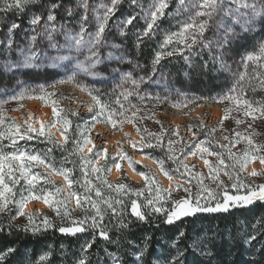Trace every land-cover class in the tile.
Masks as SVG:
<instances>
[{
  "label": "snow or ice",
  "instance_id": "snow-or-ice-1",
  "mask_svg": "<svg viewBox=\"0 0 264 264\" xmlns=\"http://www.w3.org/2000/svg\"><path fill=\"white\" fill-rule=\"evenodd\" d=\"M34 3V0H0V11L12 12L17 14V17L23 15L28 9L29 5ZM123 0H107L106 3H101L92 8V16L97 21L96 29L94 32L87 31V25L89 23L88 0H78V6L82 8L83 14L80 16L76 24L79 28L78 31L68 27V23L72 18V9L65 8L61 0L51 3L46 6L44 13H38L31 15L28 21L29 29L27 34L22 37L24 40L23 44L16 42L15 35L20 24L12 21L4 23L0 21V31L4 32V38L0 39V46L11 55L14 51L17 58L15 60H8L4 64L0 65V69L3 72L11 75H30V74H44L49 75L54 72L55 75L59 76L63 74L65 77L59 80L58 83H66L75 81L81 90H87L90 95L97 92L95 88H89L87 85L80 82L77 78L81 74H84L93 78H103V74L97 71V66L103 64L105 61H116L117 63L125 61L126 57L123 54L121 45L115 43H108L104 37L106 28L109 27V21L113 20L112 27L116 29L119 35H126L128 26H135L134 21L141 17L145 21V27L142 31L136 32L137 46L143 42L145 37L151 36L157 21L165 15V10L168 8V0H152V3L145 8L142 0H129L130 9H139V12L129 11L127 15L122 10ZM64 8L67 13V19L64 23L57 22L56 12L58 9ZM184 11L190 13L187 19L180 21L178 24V30L165 34V39L162 44V48L166 45L173 44L175 41L173 51L167 53L157 52L152 61L153 75L156 72V65L159 63L163 55L172 56L175 51L183 56L185 61L190 59L195 47L209 48L212 50V46L215 45V49L223 51L228 48L234 41L239 42L245 39L252 33H264V0H177L176 15L179 16L180 12ZM119 14V15H118ZM123 17V19H121ZM209 21L214 22L216 28V38L214 40L204 39V33L209 27ZM60 35L63 37L61 43L56 39V36ZM40 41V43H38ZM46 41V47H42L41 44ZM15 45V47H14ZM107 46L112 49L106 56L100 54V48ZM185 49L189 50L188 55H184ZM86 51L88 53L84 60H80V54ZM120 52L119 55L116 53ZM215 59V58H214ZM222 61V57H220ZM248 62L256 64H264V41L258 45V48L254 52L247 53L242 57V63L247 67ZM223 66V65H222ZM62 70V73H61ZM120 76L122 82H131L134 87H139L141 83H144V79L141 77L139 80L132 76L131 72L119 73V70H115ZM256 78V82L259 86L264 89V77H260L257 73H253ZM243 79V76L241 77ZM153 83L159 84V81H152ZM26 82L24 80H17V86L22 87ZM120 85H118L119 87ZM167 90V85H164ZM43 92L44 89L41 87L38 89ZM237 88L233 87L224 96L220 97L221 100H229L237 109L243 110L244 117L251 116L253 120L259 117H264V103L254 106V102H250L247 99H242L243 90L241 89V97L236 95ZM131 93H127L130 95ZM16 95H13L11 99H17ZM19 98H23L21 95ZM126 98V97H125ZM167 100V96L164 97ZM95 106H98V111L93 117H91V126L94 127L95 123L99 119L103 118L106 121L112 122L113 127L116 126L117 122L123 123L124 112L120 111L113 113L108 110V106L100 99L98 95H93ZM7 101L0 102V111H2V104ZM121 108L123 106L121 105ZM91 111V108L89 109ZM231 109H225L224 119H228V113ZM55 116L59 117L60 113L53 109ZM115 116V119H114ZM132 116L135 117V111L132 112ZM58 122V121H57ZM0 123H3L2 117H0ZM236 123L239 125L244 123L243 120L237 119ZM55 122L50 123L47 127H54ZM71 127V120L65 119L63 121L62 129L63 133H66ZM80 126L77 125V128ZM248 129L252 127L249 123ZM138 131L147 134L149 141L155 140V145L152 142L143 143L139 142V147L152 148L154 146L162 147L161 141L163 139V133L157 134L149 132L146 128L137 129ZM28 131L38 132L40 136L46 137L47 141L50 142L57 148H63L64 145L69 143V136L64 135L63 143L58 141L51 133L45 132V125L42 123L41 127L37 130L28 125ZM210 131H215L212 129ZM19 132V128H17ZM12 135H15L13 133ZM173 135H179L178 132H174ZM3 136V133H0ZM82 139L73 138V144L76 152H79L81 159L84 163L93 165L92 171L101 172V168H96L94 165L98 162L99 158L109 159L107 149H100L94 151L95 145L87 147L92 141L86 138L85 133H80ZM29 140L33 139L31 135L21 134L19 139ZM10 139L12 136L9 137ZM224 139L228 140L229 137L225 136ZM241 141L244 142L245 147L239 151H232V148L239 144ZM13 143L15 140L13 139ZM168 157L167 159L175 162L179 167H182L184 172L189 177L195 176L197 183L200 185L199 190L196 192L194 197L181 198L172 201V207L165 208L163 204L159 207L156 204L160 203L159 197L155 199L146 198L144 204L137 203L135 199L129 198L130 211L128 205H126L123 199L111 200L104 199L101 195L99 187L93 186L86 188L85 192L81 196L79 193H72L65 195L63 199L57 197L66 190L63 187H54V190H46L43 187L38 191L42 193L37 195L35 189L36 183L40 179H44L47 184L55 185V182L51 179V174L45 172L43 176L40 173H32L31 168L37 165L42 166L44 169L53 168V171L64 175L66 178L72 175L73 169L69 167L54 168L52 164L48 163L46 158H42V153L27 154L24 151H12L7 154L0 152V212L4 211L9 204L18 206V214L27 216V224L13 226L9 223L6 227L11 234V230L15 227L17 230L37 235L42 231H46L51 228H56L62 234L76 235L78 233H85L89 229L93 230L92 237L87 240L81 248L82 256L76 261V264H87V252L92 248L97 238H102L105 241L116 244L119 246L121 237L117 235L115 238L110 236L111 229L108 225L103 224L105 213H110L112 218L116 219L115 227L119 230H127L132 223L131 220L125 222V212L128 213L136 222H149V217H156L158 214L163 213L161 223L164 225H173L177 221H181L182 218L195 217L200 213H219L228 212L230 208L234 207H245L251 206L256 202L264 203V183H256L251 180V177L262 176L264 177V171L258 172L253 169L251 173H247L243 178L241 173H245L248 164L251 161H255L259 158L260 162L264 164V144L256 143L253 138L249 135L242 134L239 131L234 132V138L230 140L229 145L219 144L218 148L224 149L223 154L221 151H213L210 146H205L209 142L207 140H200L197 143L187 145L188 151L183 152V157L188 155L195 156L199 154L204 158L203 162L208 167V172L211 176L212 181L216 184V192L214 194L213 189L209 188L203 183V176L199 172H194L195 165L189 166L183 163L182 158H178L173 150V141L168 140ZM133 148L137 147V143L132 144ZM87 148L88 153L92 154V159L85 158L83 156L84 150ZM51 149H49V152ZM75 154V153H72ZM208 156H215L216 161L211 162L207 159ZM230 158V162L226 165L225 159ZM19 161V164H15ZM7 162V163H6ZM69 161L65 158L64 163ZM159 164L161 170L168 178L172 179V174L165 168V160L160 159ZM15 165V166H14ZM117 169L120 168L119 163H115ZM179 167L177 171H179ZM7 169V172L4 169ZM104 170H108L107 166ZM228 177L229 183H225L224 180L220 179V173ZM15 172L19 173L20 178H24L26 181V189L19 191L18 193L13 192L12 185L18 184L19 179L14 175ZM140 175L144 177L146 184L151 185L155 188L156 192L159 193L161 189L155 181L154 174L149 175L141 172ZM5 176L8 177L9 182H5ZM108 189L115 188L116 191H122L127 189L124 184L113 185L108 183L103 177H97ZM247 181V182H245ZM191 182V181H190ZM86 184H90V181H85ZM73 184L72 179H68V185ZM183 188V191L190 193V188L184 187L181 184H177L175 189H163L171 196V191ZM230 189H234L236 194H230ZM151 190V189H150ZM243 190V191H242ZM95 192L96 197L100 198L99 201H93L91 198V192ZM127 192H136L137 195H141L143 190L127 189ZM26 193V194H25ZM202 193L206 195H202ZM222 193V195H221ZM75 195L76 205L86 212V214L78 219H72L71 211L68 202ZM19 197L14 199V197ZM219 196V199L217 198ZM32 199H42L46 204L55 207L57 216L61 217V224L55 225L52 220L47 216H44L39 223L36 222L34 214L27 213L24 209L27 207V201ZM100 201L105 205L104 208L99 206ZM203 201V202H202ZM212 202H215L214 205ZM85 205H91V214H88V209ZM15 217H10V220ZM64 221L70 222L72 226L65 227ZM259 223V221H258ZM152 226L157 229L160 228V223H156L152 220ZM0 230H3V226H0ZM185 238V231L178 229L177 234L173 237H169L173 254L169 255L163 260L153 261L152 264H215L214 258L216 253L211 251L210 245L214 237H196L192 243L185 247H178L182 239ZM256 239L255 235H250L247 238V243L251 244ZM152 241L150 234H145L141 238V243L137 244L135 241L128 240L127 243L130 248L134 249L133 256L135 264H143L145 255L148 252L149 245ZM264 249V245H262ZM14 247H8L3 251H0V264H4L6 259L15 253ZM106 255L111 259V264H124L123 257L116 252H108L105 250ZM51 251L43 253L37 262V264H43L51 256ZM189 255L191 259L189 260ZM207 257V260L202 258ZM219 264H224L220 261ZM249 264H254L253 261H249Z\"/></svg>",
  "mask_w": 264,
  "mask_h": 264
},
{
  "label": "rangeland",
  "instance_id": "rangeland-1",
  "mask_svg": "<svg viewBox=\"0 0 264 264\" xmlns=\"http://www.w3.org/2000/svg\"><path fill=\"white\" fill-rule=\"evenodd\" d=\"M106 2V0L88 1V32H94L96 29L97 21L92 16V8ZM142 3L144 7L147 8L152 3V0H146ZM168 3L170 4L171 1L168 0ZM69 8L72 9L73 15L71 18L72 20L68 23V27L78 31L79 28L76 24V21L79 20L80 16L83 14V10L78 6V4ZM122 10L125 12V15H127L129 11H140L139 9H130L129 3H126L125 1H123ZM169 12L170 14L176 15V9ZM61 14L67 17L66 12L65 14ZM167 14L169 13H165V15ZM189 14L190 13L181 11L180 15L177 17L185 20ZM121 19H123V17H121ZM162 20L163 19L161 17L157 21V26L155 27L154 33L151 36L145 37L144 39L154 40L155 38L158 39L160 37L165 38L164 36L168 30L162 27ZM57 22L64 23L58 20ZM174 22L175 23H173V27L170 29L171 32L178 30V22ZM113 23V20L109 21V27L106 28L104 37L110 44L115 43L121 45L126 59L120 63H117L116 61H105L103 64L98 65L96 70L103 74V78H93L84 74L78 76L77 79L80 82L87 85L89 88H95L98 90L92 95H90L87 90H81L75 81L58 83L59 80L65 78L63 74L57 76L54 74V72H52L49 75H37L34 73L27 76L11 75L3 72L1 69L6 78V85L0 86V102L7 101L6 103L2 104V108L6 115L13 120V133H15L14 139L21 141L22 139H19V135L25 133L31 136H39L38 132L28 131L30 120L27 118V115L31 112L30 109H32V105L28 101L37 97L39 98L40 102L38 103V106H34V109H40L43 106L49 108L51 113V117L49 118L48 122L44 124L45 132L48 133L47 129L49 127H47V125L55 122V124H58L55 129L59 133H62L63 124L56 121L67 119L71 120V127L66 133H63L64 135H67V133L72 129V123L74 122L76 135L85 133L86 138L90 139L94 143V151L104 148L107 149V154L110 160L108 172L111 179H118L112 178L111 165L113 163H119L121 166V176L124 175L129 181L138 183L137 180H132L127 175L126 165L129 163L133 171H135L136 167L140 166V168L147 173H150L151 175L154 174V178H156L157 182H160L162 186L169 190L175 189L177 184H181L184 187L190 188V193L184 192L181 188L174 191L176 193H180V195L184 198L194 197L197 189H194L188 180L177 177L180 180H176L174 185L168 187L167 183L160 179V167L158 163H156V168L149 167L137 160L136 155H146L145 151L147 149H141L139 147V142H152L155 145V140L149 141L138 133L137 129L146 128L152 133H163V139L161 141L162 147H159L160 150L166 148L168 151L169 145L167 142L168 140H172L174 142L172 147L175 155L178 158H182L184 164L189 166H193L195 164L197 169L194 170V172L201 173L203 176V181L212 187L215 186L216 190V184L211 179V176L208 172V167L203 163L204 158L199 157V154L195 156L188 155L187 157H193L191 160H188L187 157H183V152L188 151V148L185 146L186 143L187 145H191L193 143L199 142L200 140H207L209 143L205 146H210L213 151H219L220 148H218L217 145H229L230 134L234 136V132L239 131L242 134L251 136L256 143L264 144V117L257 116L255 120H253L251 116L244 117L242 109H237L229 100L220 99V97L224 95H218L215 85L206 88V91L202 93L204 96L201 97V94L197 93L195 89L192 90L190 86V82L192 80V66L197 61L204 64H209L208 71L206 72L207 78L213 77L214 80L215 75H225L227 73H232L234 76H242L244 72L253 70L255 67H257L258 64L253 62H248L247 67H245L244 63H242V57H244L249 52H254L258 48V45L261 43V41H264V33H252L239 42L234 41L223 51L216 50L215 45L212 46L211 51L209 48L195 47L192 55L190 56L189 65L181 73L183 77L181 79L180 75L174 71V69H172L176 66V64L172 62H166V55H163L159 63L156 65V72L155 75H153V65L152 67H147L141 63L139 58L133 53L131 45L133 38L131 32L134 29H136L135 32L142 31L144 29L145 21L143 18L138 17V19L134 21L135 26H128L126 30L127 34L123 36L119 35L116 29L112 27ZM28 29L29 26L24 27L22 32L27 34ZM215 38L216 28L214 26V22L209 21V27L204 33V39L214 40ZM56 39L61 43L63 42V37L60 35H57ZM15 40L20 44L24 43L23 39H17L15 37ZM133 41L134 44L136 43L137 45L136 38L133 39ZM38 43H40V41H38ZM41 46L46 47V41L43 42ZM109 51H112V49L108 48L107 46H102L100 48V54L102 56H106ZM0 54L2 56L0 65L4 64L8 60H15L17 58L14 51L11 53V55H9L2 46H0ZM116 54L119 55L120 52H117ZM184 54L188 55L189 50L185 49ZM87 55L88 53L83 51L80 54V60H84L85 56ZM220 57H222V61L219 59ZM259 65L264 67V64ZM116 69H118L119 73L121 74L131 72L134 78L139 80L142 77L145 82L141 83L139 87H134L130 81L122 82L120 76L115 71ZM17 80H24L26 83L22 87H18ZM152 81H159V84L153 83ZM118 85L120 86L118 87ZM164 85H167V90L165 89ZM41 87L44 89L43 92L38 90ZM234 87L237 88V91H240L241 89H252L255 86H247L246 88L237 84ZM127 93L131 94L127 95ZM13 95H16L18 98L11 99ZM21 95H23V98H19ZM93 95H98L100 99L108 106L109 111L113 113L123 111L124 117L121 119H124V122H117L116 126L113 127L112 122L101 118L99 119V122L91 128L89 124V118L93 117L98 111V106H95ZM165 96H167V100L164 99ZM241 98L244 99L243 97ZM121 105L123 108H121ZM54 108L60 113L59 117L54 115ZM90 108L91 111L89 110ZM225 109H231V111L228 113V119H226V121L224 119ZM133 111L136 113L135 117L132 116ZM237 119L243 120L244 123L238 125L236 123ZM249 123L252 125L250 129L247 127ZM77 125L80 127L77 128ZM17 128H19V132H17ZM39 128H37V130ZM126 128L130 129L132 132L135 131L138 134L139 139H133L132 134L129 133ZM212 129H215V131H210ZM121 132H123V136H116ZM174 132H178L179 135H173ZM225 136H228L229 139H224ZM54 137L57 139L56 136ZM134 142L137 143L136 148L132 147ZM244 147L245 144L243 141H241L232 148V151H239ZM156 148L158 147L154 146L149 149L156 151ZM221 152L226 154L224 153V149H222ZM261 154L264 155V153ZM207 159H209L211 162L216 161L215 156H208ZM104 161H106V159L101 160L94 166L97 167ZM259 161V158L255 161H251L247 167L248 172L245 171V173H241V177L243 178L247 173L252 172L249 166L250 164L258 163ZM16 163H19V161H16ZM255 170L258 172L264 171V164H257ZM46 172L50 173L54 178L55 174L49 169H46ZM64 178L67 180L65 183L55 178L54 180L67 186L68 179L66 177ZM251 178L256 179L255 181L260 183H264V177L262 176ZM220 179L224 180L226 184L229 183L228 177L223 174V171L220 173ZM142 181H145L144 177L139 179V182ZM70 191V188L67 187V192ZM230 194L234 193L230 192ZM202 195L205 194L202 193ZM217 198L219 199V196ZM72 202L73 204H76V198H74ZM36 203L37 204L33 206L31 210H27L25 208L24 211L29 213L36 211L37 214H40L44 209H50L49 204L45 203V205H42L39 208L38 201H36ZM16 219L18 222H23L25 220V216L17 214Z\"/></svg>",
  "mask_w": 264,
  "mask_h": 264
},
{
  "label": "trees",
  "instance_id": "trees-1",
  "mask_svg": "<svg viewBox=\"0 0 264 264\" xmlns=\"http://www.w3.org/2000/svg\"><path fill=\"white\" fill-rule=\"evenodd\" d=\"M123 1L129 3V0ZM144 1L142 0V2ZM170 1L171 3L165 10V13L169 14L162 17V27L168 30L167 33L171 32L170 29L173 27V23H175L174 21H177L178 24L180 21H182V18L177 17V15L170 14L169 11L175 10L177 8V0ZM54 2H56V0H34V3L30 4L26 12L19 17H17V14H14L10 11H0V21H3L5 24L12 21L19 23L21 27L17 30L15 37L17 39H22V37L26 35L24 32H22L23 28L29 26L28 21L30 20L31 15L44 13L46 6ZM61 2L65 8L76 6L78 4V0H61ZM61 13L65 14L64 8L57 10V20L65 22L67 17ZM0 27H2V25H0ZM135 31L136 29L132 30L131 32L133 39L136 38ZM3 38L4 32L0 31V39ZM133 39L131 41L132 51L135 56L139 58L141 63L147 67H152V61L157 51H163L164 53H167L169 51H173L175 45V41H173V44L166 45L162 48L161 46L165 38L160 37L158 39L155 38L154 40L144 39L143 42L137 46L136 43L134 44ZM166 56V62H172L176 64V66L172 69H174V71H176L182 79L183 77L181 73L189 65L190 61H185L179 51H175L172 56ZM1 58L2 56L0 54V60ZM192 67V80L190 82V86L192 90L195 89L197 93H200L201 97L204 96L202 93H204L206 88L209 86L215 85L218 95H225L230 89L239 84L241 87L246 88L247 86H255L252 89H242V97L244 99L254 102V106L264 103V89L259 86V84L256 82V78L253 76V73H257L260 77H264L263 66L257 65V67H255L253 70L244 72L242 74L243 79H241L242 76H234L232 73H227L225 75H215V80L213 77L207 78L206 72L208 71L209 64H204L197 61ZM5 79V75L0 69V86L6 85ZM237 92L239 93H236V95L241 96V92ZM0 117L3 119V123H0V133H3V136H0V152L4 154L12 151H24L27 154L42 153V158H46L47 162L52 164L54 168L69 167L73 169L72 175L67 178L73 180V184L71 186H65L62 183L54 180V178L51 176V179L55 182V185H49L44 179H40L35 185L37 195L42 194L38 191L42 187L46 190H54V187H63L66 191L62 192L57 197L58 199H63L65 195L72 193H79L82 196L86 188L96 186L100 188L101 195L104 199H123L124 203L128 205L129 211L131 207L129 198L135 199L137 203L144 204L146 202V198L153 199L155 201L158 196L160 203L156 204V206L159 207L161 204H163L165 208L172 207L173 200L184 198L180 195V193H176L175 191H171V196L169 197L168 193L163 191V189L167 188L162 186L160 182H157L156 178L155 181L161 189L159 193H157L155 188H153L151 185L146 184L145 181L135 183L133 181H129L124 175L116 180L111 179L108 170H104L105 166H107L108 169L110 163L109 159L103 163H100L96 167L101 168V172L92 171L91 169L93 165L84 163L79 152H76L75 150L73 138L81 139L82 137L80 135H76L74 122L72 123V129L67 133L69 136V143L64 145L63 148H57L48 142L46 137L40 135L32 136L33 139L31 140L27 138L22 139L21 141L15 140V135H12V118L6 115L3 108L2 111H0ZM63 121L64 120H58V123L63 124ZM98 122H96L95 125ZM89 124L91 126V118H89ZM92 127L93 126H91V128ZM138 133L143 138L149 140L144 132L138 131ZM10 136H12L11 139L9 138ZM233 138L234 136L230 134V140ZM13 139L15 140V143H13ZM49 149H51L50 152ZM158 149L160 150L158 147L155 151L153 149L147 148L145 151L146 156H149V158H151L155 163H158L159 167V160L164 159L165 168L172 174V177H179L181 179L188 180L189 182L191 181L190 183L192 187L197 189V192L200 188V185L197 183L195 176L189 177L188 174L184 172L182 167H179L175 162L167 159L169 153L166 148H163L160 151ZM219 151H222V149H219ZM83 156L88 159L93 158L92 154H83ZM199 157L201 156L199 155ZM65 158H67L69 161L68 163H64ZM229 162L230 158H226L225 164L227 165ZM15 164L19 163L15 162ZM178 167L179 171H177ZM48 169L55 175L65 177L64 175L53 171V168ZM159 169L161 173L165 175L164 171L161 170V167ZM196 169L197 168L195 167L193 171ZM4 171L7 172V169L5 168ZM31 172L40 173V175L43 176L46 172V169L37 165L31 168ZM135 172H144L151 175L150 173H147L141 169L140 166L135 168ZM14 175L19 179V183L15 185L9 183V186L12 187L13 192L18 193L19 191L26 189L27 185L25 179L19 177L18 172H15ZM97 177H103V179L107 180L108 183H111L114 186L117 184H124L127 186V189L143 190V192L141 195H137L136 192H127V195H125L127 189L116 191L115 188H113L110 190L105 184L102 183L101 180L97 179ZM165 177L168 176L165 175ZM252 180L255 181L256 179ZM85 181H90L91 183L86 184ZM5 182H9L7 176H5ZM255 182L260 183L258 181ZM203 183L209 188L213 189L215 194V186L212 187L205 181H203ZM67 187L70 188V192H67ZM230 192L236 194L234 189H230ZM18 198V196L14 197V199ZM74 198L75 195L72 196V199L68 202V204L70 209H72V219H78L83 217L86 212L76 204H73L72 201ZM91 198L93 201L100 200V198L96 197L94 191L91 192ZM36 201L43 200L32 199L27 202ZM212 203L214 205L215 202ZM99 206L101 208L105 207L102 201H100ZM84 207L88 209V214H91V205H85ZM17 214L18 206H14L13 204H9L4 211L0 212V226H3V230H0V251H3L8 247H14L16 249L15 253L6 259L4 264H37L39 257L49 250L52 254L47 261L43 262V264H76V261L83 255L81 252L82 245L92 237V229H89L85 233L72 235L62 234L56 230V228H51L46 231H42L37 235H32L31 233H25L13 227L11 234H9V231L6 227L9 223L15 226L25 225L28 222L27 216H25V220L23 222H18L16 219ZM32 214H34L37 223H39L44 216H47L57 226H59L62 222L61 217L57 216L56 209L53 206H50L49 210L44 209L40 214H37L36 211H34ZM10 217H15V219L10 220ZM162 217L163 213L158 214L156 217L150 216L148 223H138L131 216H129L127 212H125V222L131 220L132 223L127 230H119L115 227L116 219L112 218L111 214L106 212L104 215L103 224L108 225L111 229L109 233L110 236L115 238L117 235H119L121 237L119 246L116 244H111L102 238H97L92 248L89 249L86 254L88 258L87 264H111V259L106 255L105 250L108 252L118 253L123 257L124 264H135L133 256L134 249L129 247L127 241L132 240L137 244H140L141 238L145 234H150L152 241L149 245L148 252L145 255L143 264H152L153 261L163 260L169 255L173 254L171 248L169 247L171 243L169 237L175 236L178 229H183L185 231V238L181 240L178 247H185L186 245L192 243L193 239L196 237H214L210 248L213 253H216L214 258L215 264H219L220 261H223L224 264H249V261H253L254 264H264V249H262V245H264V203L256 202L251 206L230 208L226 213H200L195 217L182 218L181 221H177L175 224L170 226L161 223ZM152 220H155L156 223H160L161 226L159 229L152 226ZM64 226L69 227L72 225L70 222L64 221ZM250 235H255L256 239L252 241L251 244H248L246 241ZM188 258L190 260L191 255H189ZM202 259L207 260V257Z\"/></svg>",
  "mask_w": 264,
  "mask_h": 264
},
{
  "label": "bare ground",
  "instance_id": "bare-ground-1",
  "mask_svg": "<svg viewBox=\"0 0 264 264\" xmlns=\"http://www.w3.org/2000/svg\"><path fill=\"white\" fill-rule=\"evenodd\" d=\"M28 102L32 105V109H30L31 112L27 115V118L30 120L29 121V124L32 125L33 128L37 129V128H39L41 126L42 123L43 124H46L48 122L49 118L51 117L50 109L49 108H46V107H43V106L40 109H34V106H38V103L40 102L39 98H37V97H35L33 99H30ZM220 116H221V114H220ZM57 125L58 124H55L54 127L48 128L47 129V132L53 134L54 136H56L58 140L63 141L64 134L59 133L55 129V127ZM126 130L129 133L132 134V138L133 139H139V136H138V134L135 131L132 132L130 129H127V128H126ZM121 135L123 136V132L117 134L116 136H118V137L120 136L121 137ZM93 144L94 143L92 142L91 144H88L87 147H92ZM84 154H90V153H88L87 148H85ZM136 158H137V160L140 163H144L145 165H147L149 167H156L157 168V164L151 158L147 157L145 154H137L136 155ZM103 159H104L103 157L99 158V160H98V162L96 164H98ZM187 159L188 160H191V159H193V157H187ZM257 164H262V163L260 161L258 163H252V164L249 165L250 166V169L252 171H253V169H256ZM126 171H127L128 177L130 179H132V180H135V181L137 180V182H139V179L142 178V176L140 175V173H137V172H135V171L132 170V168H131V166H130L129 163H127V165H126ZM246 171L248 172L247 168H246ZM111 176H112V178H119L121 176V166H120L119 169H117L115 167V163H113L111 165ZM159 176H160V179L162 181H164V182L167 183L168 187L174 185V183H175L176 180H180V179H178L176 177H172V179L170 180L169 178L165 177L160 171H159ZM54 178L57 179V180H61L64 183L67 182V180L64 177H61V176H58V175H55ZM36 204H37L36 202H27L26 209L27 210H31L32 207L35 206ZM42 205H45V202L44 201H42L40 203L38 202L39 208Z\"/></svg>",
  "mask_w": 264,
  "mask_h": 264
},
{
  "label": "water",
  "instance_id": "water-1",
  "mask_svg": "<svg viewBox=\"0 0 264 264\" xmlns=\"http://www.w3.org/2000/svg\"><path fill=\"white\" fill-rule=\"evenodd\" d=\"M38 202H40V201H38Z\"/></svg>",
  "mask_w": 264,
  "mask_h": 264
}]
</instances>
